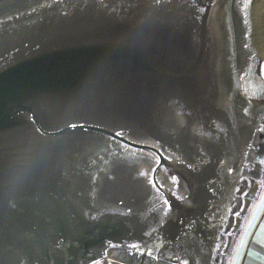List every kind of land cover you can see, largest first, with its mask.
<instances>
[{"label": "water", "instance_id": "1", "mask_svg": "<svg viewBox=\"0 0 264 264\" xmlns=\"http://www.w3.org/2000/svg\"><path fill=\"white\" fill-rule=\"evenodd\" d=\"M263 52L264 0H0V264H102L184 217L213 235L240 202L264 113L240 83Z\"/></svg>", "mask_w": 264, "mask_h": 264}, {"label": "flooded vegetation", "instance_id": "2", "mask_svg": "<svg viewBox=\"0 0 264 264\" xmlns=\"http://www.w3.org/2000/svg\"><path fill=\"white\" fill-rule=\"evenodd\" d=\"M256 62L260 73L264 74V52L262 57L259 54H253L248 61L246 72L250 68L251 64ZM247 107L248 115L250 117L252 110ZM259 127L255 129L254 134L248 138V144L244 146V159L239 162L241 170L242 185L238 191L240 196V202L235 207H230L231 211H228L223 221L217 226V229L213 232V235L209 233L206 237H203V231L198 222L194 225L191 218L184 217V226L181 225L180 230H176L175 237L164 246V225L161 221L149 223L151 237L147 242H137L136 238H131L124 243L123 241L112 242L106 248V256L102 259V264H107L110 259L118 260L126 264H223L224 257L229 250L232 237L237 230L238 222L236 218L240 219L242 213L247 210L249 206L250 198L252 197V190L248 187V177H254L249 172L253 171L256 166V162L249 161L247 157L249 154L261 155L262 141L264 136V113L257 115ZM245 126L250 125L248 119L244 120ZM242 123V122H241ZM248 124V125H247ZM256 140V143L252 144V141ZM238 189V188H237ZM252 192V193H251ZM241 208L243 209L241 211ZM152 210L159 211L158 208H152ZM239 212L240 215H235ZM168 220V219H166ZM168 225V224H167ZM170 227V225H168ZM213 231V230H210ZM228 233H231L230 235ZM212 235V236H211ZM196 239V241H194ZM128 243V244H127ZM219 245V246H217ZM117 250L122 254L126 253L125 259L115 258L110 251Z\"/></svg>", "mask_w": 264, "mask_h": 264}, {"label": "rangeland", "instance_id": "3", "mask_svg": "<svg viewBox=\"0 0 264 264\" xmlns=\"http://www.w3.org/2000/svg\"><path fill=\"white\" fill-rule=\"evenodd\" d=\"M253 65L251 64L250 68L247 70V72H245V74L243 75L242 79H241V85H242V91L244 93H246L247 96H250V92L249 91V86L252 84L251 81V76H252V71H253ZM257 84V87H259V90H256L255 93H263L264 92V86H262V84L258 81L255 82ZM260 87L262 88V90L260 89ZM262 154H264V152L262 151ZM251 158H253L256 162L259 163V167L257 170V174L256 176H252L255 179V185H254V189H253V195L250 198L249 201V206L247 207V210L242 214L241 218L238 221V226H237V230L234 233L232 240H231V244L229 247L228 252L226 253L224 260H223V264H230L231 262V251L234 250L235 247L238 246V240H239V233L241 232V230L244 229L247 219L248 217H252L253 218V214L255 215H259L260 213V208H262L263 212L262 214H264V203H260V201L262 199H264V157L261 156H257L256 158L254 156H251ZM263 182V184H262ZM261 184H262V189H261ZM259 204V210H257V205ZM255 206V207H254ZM258 213V214H257ZM264 224V215L262 218L261 223L259 224V230H261V225ZM252 235V234H251ZM261 236H262V240L264 239V230L261 231ZM262 240H260L259 242H261ZM263 246H264V242H262ZM248 250L247 256H246V260L250 259L252 252H253V248L250 247L248 248V244H245L244 249H243V256L245 254V251Z\"/></svg>", "mask_w": 264, "mask_h": 264}, {"label": "crops", "instance_id": "4", "mask_svg": "<svg viewBox=\"0 0 264 264\" xmlns=\"http://www.w3.org/2000/svg\"><path fill=\"white\" fill-rule=\"evenodd\" d=\"M253 64H255V62ZM253 68H254V65H253ZM251 81H252V84L249 86V91H248V92H250V97H255V98L263 97L264 92L263 93H256V94H253V93H255L256 90H259V87H257V84L255 83L256 81H258V83L260 82L262 84V86H264V84L257 77H255L253 74L251 76ZM260 89L262 90L261 87H260ZM245 95H246V93H245ZM263 140H264V138H263ZM263 152H264V147H263ZM262 156L264 157V154H262ZM262 184H263V182H262ZM262 184H261V189H262ZM254 191H255V189H254ZM260 209L261 210H260L259 215H254L253 218L248 217L244 229L241 230V232L239 233L238 243L241 241L242 232L249 225V223L251 224L250 227H247V231L249 234L245 237L246 243H244L242 248H241L242 254L237 256L236 255L237 247H235L234 250L231 251V255H230L231 262H230V264H234L235 259H238L239 264H264V246L262 244V242H264V239L262 240V236H261V231H263L264 229L261 228V230L258 231L259 226H260L259 224L261 223L264 214H262V212H263L262 208H260ZM258 232L260 233L259 236H257ZM260 240H262V241L259 242ZM245 244H248V248H250V247L253 248V252H252V255H251L249 260L248 259L246 260L248 250L245 251V254L243 256V249H244Z\"/></svg>", "mask_w": 264, "mask_h": 264}, {"label": "snow or ice", "instance_id": "5", "mask_svg": "<svg viewBox=\"0 0 264 264\" xmlns=\"http://www.w3.org/2000/svg\"><path fill=\"white\" fill-rule=\"evenodd\" d=\"M237 190H238V189H237ZM260 203H264V199H262V200L260 201ZM242 210H243V209L241 208V211H242ZM257 210H259V204L257 205ZM229 211H231V209H229ZM235 215H240V213L237 212V213H235ZM253 215H255V214H253ZM250 226H251V224L249 223V225H248L247 227H250ZM247 227L245 228V230H244V231L242 232V234H241V241L238 243V246H237V249H236V255H237V256L242 254V252H241V248H242L243 244L246 243V239H245V237L249 234L248 231H247ZM261 228L264 229V224L261 225ZM228 234L230 235L231 233H228ZM259 235H260V233L258 232V233H257V236H259ZM217 246H219V245H217ZM185 264H187L186 261H185ZM234 264H239L238 259H235V260H234Z\"/></svg>", "mask_w": 264, "mask_h": 264}]
</instances>
